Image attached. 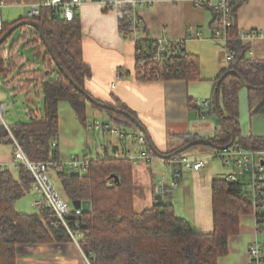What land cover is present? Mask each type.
I'll return each mask as SVG.
<instances>
[{
  "label": "trees",
  "instance_id": "16d2710c",
  "mask_svg": "<svg viewBox=\"0 0 264 264\" xmlns=\"http://www.w3.org/2000/svg\"><path fill=\"white\" fill-rule=\"evenodd\" d=\"M118 11L125 16V20L120 21L125 38L129 8L122 7ZM27 20L41 25L48 44L36 28L22 24ZM27 20L13 24L3 22L0 39L16 24L22 25L0 46V76L5 85H13V93H26L27 103L33 107H29L26 121L17 122L12 131L29 159L57 164L63 162L58 145V104L63 101L71 104L77 119L86 128L89 124L88 109L92 107L105 112L117 127L124 125L126 129L139 132L125 116L127 113L135 117L125 105L112 106L121 111L116 113L98 108L87 99V96L92 97L85 88L91 70L83 59L79 14L72 22H65L51 9H43L37 18ZM17 32L20 35L13 40ZM227 44L234 58L215 85L219 111L227 132L218 123V132L212 142L217 150L229 146L232 144L230 134H233L236 141L254 148L264 139L242 136L239 92L243 80L251 87L247 90L251 99L257 97L262 100L252 115L264 114V90H261L264 88V60L245 57L250 47L240 39L236 25ZM143 61L150 71H155L150 56L136 53L137 69ZM178 64L184 69L178 79L187 82L200 80L196 58L183 55L178 58ZM33 88L37 99L42 101L41 106L35 104ZM189 106L197 110L196 101L189 100ZM211 116H216L215 109ZM2 137L5 143L13 144L5 127ZM195 140V136H188L184 146ZM148 143V150L156 155ZM52 172L60 184V193L67 201L91 202L89 214L73 211L68 218L71 225L76 222L81 225L79 243L91 264H218L219 259L227 255L229 239L239 233L240 217L246 213L247 201L241 196V185L216 180L213 184L214 232L199 235L186 220L176 217L171 204L162 202L149 211H135L133 162L128 159L103 156L92 160L88 173L84 175L74 174L62 164ZM15 174L10 169L0 172V264H17V248L20 246L72 242L63 227L54 226L55 217L46 209L33 214L17 211V203L33 190L34 178L22 166ZM112 176L118 177L119 181L115 182Z\"/></svg>",
  "mask_w": 264,
  "mask_h": 264
},
{
  "label": "crops",
  "instance_id": "0c3cea01",
  "mask_svg": "<svg viewBox=\"0 0 264 264\" xmlns=\"http://www.w3.org/2000/svg\"><path fill=\"white\" fill-rule=\"evenodd\" d=\"M151 1L154 2L151 6L140 10L144 21L140 38L144 40L150 36L153 40H185L183 55L198 60L200 80H139L136 74L137 47L134 42L123 37L118 11L107 10L95 0H84L79 11L83 59L91 70L85 88L93 99L102 104L116 106L120 103L130 109L147 130L155 150L160 155H166L183 147L188 136H195L196 140L201 141H212L216 137L219 123L217 117L200 119L197 110L190 108L189 100L213 99L217 79L223 71H227L229 63L224 45L213 41L217 23L216 14L210 8L196 7L195 0H183L176 4ZM38 2L39 0H0V6L4 4V7H0V19L8 24L27 20L32 7ZM234 19L240 32L255 36L251 42L245 43L250 47L245 57L249 60H264V0L241 2L236 6ZM27 57L31 58L29 55ZM119 72L122 73L121 78L117 76ZM0 78L6 88L0 90V106L4 105L6 109V101L14 99L18 94L13 93V85H5L3 78ZM245 90L241 87L239 99L243 95L249 99L251 130L246 132H250L248 134L254 138L264 139V114L252 115L262 100L257 97L251 99ZM31 92L35 104L41 106L42 101L35 96V89ZM58 109V145L64 163L78 155H84L90 160L103 156L120 159L124 155L133 157L140 152L137 143L121 142L103 131H95L97 144L92 147L91 132L77 119L71 104L60 102ZM4 116L0 118V164L10 165L13 162L14 146L3 141V123L15 128L17 122L7 124ZM100 116L102 118V114L88 109V118L91 117L92 121L99 120ZM89 119V124L93 123ZM102 122L114 124L107 115L102 118ZM247 133H242V136L246 137ZM216 150L196 146L188 150L189 154H183L193 159L203 158L206 165L200 172L182 169L178 187L170 195L162 197L163 203L174 207L176 217L186 220L199 235L214 232L213 184L216 180H225L227 175L222 160L209 158ZM177 168L181 169L173 168L157 156L150 164L133 165L136 212L153 209L157 204L155 188L169 186L174 179V169ZM12 169L16 168L11 167L10 170ZM242 181L241 196L247 201L250 191L248 178L245 177ZM245 210L246 213L240 217L239 233L230 237L228 253L219 259L218 264H251L249 247L259 240L264 248V234L257 233L255 218L248 202ZM38 211L36 208L28 214ZM83 257V252L73 242L17 248V264H88Z\"/></svg>",
  "mask_w": 264,
  "mask_h": 264
},
{
  "label": "built area",
  "instance_id": "2783aa9c",
  "mask_svg": "<svg viewBox=\"0 0 264 264\" xmlns=\"http://www.w3.org/2000/svg\"><path fill=\"white\" fill-rule=\"evenodd\" d=\"M105 9L110 8L117 10L122 7H128L127 33L125 39L136 44L137 55L150 56V62L156 67L155 71H150L143 61L142 65L137 69L136 74L140 80L143 81H164L174 80L182 76L184 69L178 64V58L183 56L185 40H153L150 36L142 40L140 35L143 32L144 21L140 15V10L151 6L154 2L151 0H129L122 2L119 0H95ZM183 0H161V2L168 4H176ZM246 0H195L194 5L198 8H210L216 14L217 28L213 36V41L221 43L225 47L226 59L230 63L234 55L227 48L230 32L235 26V9L241 2ZM84 0H39V2L32 7L29 18H37L43 9H51L53 13L64 20L65 22H72L76 15L79 14ZM1 8L4 4H1ZM119 20H125L122 12H119ZM3 21L0 19V32L2 31ZM240 31V30H239ZM255 36L246 32H240V39L243 43L251 42ZM118 78L122 77L119 72ZM196 107L198 116L202 119L207 118L213 113L214 103L212 99L201 102L196 100ZM6 109L4 105L0 106V118L4 116ZM4 127L10 134L13 140L14 153L13 162L10 165L0 164V172H4L11 167H24L34 178L33 191L35 193L34 207L39 210L46 209L48 214L55 217V227H63L71 237V240L82 251L79 241L82 234L80 233L81 225L75 223L71 225L68 221L69 216L75 211L72 203H69L53 182L50 173L54 169H59L62 166L74 174H87L91 161L84 155L72 157L68 162L61 164L52 162H35L29 159L27 154L21 149V146L14 138L12 131L14 127ZM118 126L100 120H95L88 124L87 130L89 132L103 131L117 138L121 142H133L140 146V152L133 157L124 155L120 159H128L133 162V165L141 163L150 164L156 156L147 148L148 140L141 132L131 131L125 127ZM246 137H251L248 134ZM56 145H54L55 147ZM209 158L222 160L227 169L225 181L228 184H242V180L248 178V185L250 191L248 193V206L251 208L256 222V230L258 234H264V142H259L254 148L245 147L240 142L236 141L229 146L223 147L214 151ZM173 168L181 167V169H174L173 181L169 186H158L155 188V194L162 197L170 195L175 188L178 187L180 178L182 176L181 170H191L200 172L206 165V160L193 159L189 156L180 155L170 159L167 162ZM109 186L111 183H108ZM264 248L263 243L256 240L248 250L251 264H264ZM83 252V251H82ZM84 254V253H83ZM88 264H91L89 256L84 254Z\"/></svg>",
  "mask_w": 264,
  "mask_h": 264
},
{
  "label": "water",
  "instance_id": "95a60500",
  "mask_svg": "<svg viewBox=\"0 0 264 264\" xmlns=\"http://www.w3.org/2000/svg\"><path fill=\"white\" fill-rule=\"evenodd\" d=\"M22 24L24 25H27V26H32L34 28H36L40 35L42 36L44 42L46 44L47 43V39H46V36H45V33H44V30L43 28L41 27L40 24H38L36 21H33V20H27V21H24ZM22 24H16L14 27L11 28V30H9L4 36L2 39H0V46L3 44V42L9 37L12 35L13 32L16 31V29H19L20 26ZM232 74H234V72H232ZM66 77H68L66 75ZM74 86L79 89L77 87V85L74 84ZM241 86L242 88L246 89V90H250L251 87L246 85L245 82L243 80H241ZM261 90H264V88H262ZM82 93L83 91L80 90ZM87 99L91 102V104H93L94 106L98 107V108H101L105 111H113V112H116V113H120L121 111L108 105V104H102V102H99L95 99H93L92 97L90 96H87ZM218 88L215 89L214 91V95H213V103H214V109H215V114H216V117L219 121V124L220 126L225 130V132H227V129L225 128V123H224V120L220 114V111H219V107H218ZM125 116L130 119L132 121V124L142 133L146 136L147 140H149L150 142V138L147 134V130H145V127L135 118V117H132L131 115L127 114V113H124ZM231 135V141L232 143L235 142L236 140V137L233 135V134H230ZM150 145H151V148L153 150V152L156 154L157 157H160L161 159L163 160H170L172 158H175L176 156H179L181 154H184L186 153L189 149H191L192 147H195V146H200V145H203V146H207V147H211V148H217L212 141H209V140H195L181 148H179L178 150L174 151L173 153L171 154H166V155H160L154 148V146L152 145V143L150 142ZM115 182H118L119 181V178L116 177V176H112L111 177ZM155 200L157 201V204L158 205H161L162 202H163V199H162V196L160 195H157L155 197ZM72 205L75 209L76 212H80V213H83V214H89L91 212V202L90 201H74L72 202Z\"/></svg>",
  "mask_w": 264,
  "mask_h": 264
},
{
  "label": "rangeland",
  "instance_id": "374dc122",
  "mask_svg": "<svg viewBox=\"0 0 264 264\" xmlns=\"http://www.w3.org/2000/svg\"><path fill=\"white\" fill-rule=\"evenodd\" d=\"M19 33L20 32H17V34H15L13 40H15L18 37ZM0 90H6V88H4L2 85L1 78H0ZM245 92H247V90H245ZM25 96H26L25 94H18V95H16V97L14 99L11 100L9 98L6 101V115L4 116V119L7 122V124H13V123H16L19 121H26V113L28 112L29 106L26 103V97ZM205 101L206 100H201V102H205ZM37 105L39 106V104H37ZM31 108H33V107L31 106ZM89 110L91 112H97L99 114H102V118H105L107 115L105 112L100 111V110L95 109V108H92V107H89ZM210 117H211V115L205 119H202L200 117L199 118L202 120H207ZM102 118L100 116L99 120L101 119V121H102ZM250 120H251V117H250V112H249V99L247 98V96L243 95L242 99H240V125H241V131L243 134H246L247 133L246 131L251 130V121ZM89 121H92L91 117H90ZM92 122H94V121H92ZM248 133H250V132H248ZM95 134H96L95 132L90 133V135L93 139V141H91L92 147H94V145L97 144V141L95 139ZM198 147H203V148L208 149L207 146H203V145H200ZM189 153L190 152L187 151L184 154H189ZM164 161L167 163L169 160H164ZM13 170H15V171H13ZM11 171L14 172V174H15V172L17 170L12 169ZM50 176H51L53 182L55 183L56 187L59 188L58 190H60L61 189L60 184H59L58 180L56 179L55 173L51 172ZM34 201H35V193L32 190L30 193L26 194V196L23 197L17 203V205H16L17 211L23 212V214L24 213H30V212L32 213V211L36 210V207H34V205H33ZM27 211H29V212H27Z\"/></svg>",
  "mask_w": 264,
  "mask_h": 264
}]
</instances>
